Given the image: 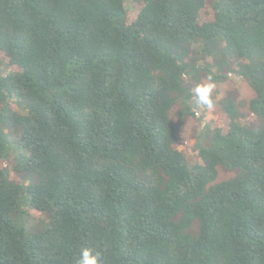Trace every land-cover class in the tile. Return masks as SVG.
Listing matches in <instances>:
<instances>
[{"label": "trees", "instance_id": "obj_1", "mask_svg": "<svg viewBox=\"0 0 264 264\" xmlns=\"http://www.w3.org/2000/svg\"><path fill=\"white\" fill-rule=\"evenodd\" d=\"M229 75L252 98L213 93L178 150L207 109L195 87ZM82 248L264 264V0H0V264H77Z\"/></svg>", "mask_w": 264, "mask_h": 264}, {"label": "rangeland", "instance_id": "obj_2", "mask_svg": "<svg viewBox=\"0 0 264 264\" xmlns=\"http://www.w3.org/2000/svg\"><path fill=\"white\" fill-rule=\"evenodd\" d=\"M209 82L207 79H203L202 83ZM226 91L231 92L235 95L236 101L239 104H246L253 96V91L249 88L246 82L235 78L232 75H229L228 80L223 83L215 84L214 92L218 93V97H221L222 94ZM178 110V108L173 109L172 115ZM241 113H247L246 106L240 107ZM212 119V113L209 109L203 110L201 107L196 109V115L194 117L187 116L185 119L182 131L180 134V140L177 144V149L183 152L189 151L191 145L195 142V136L199 132L204 130ZM207 125V126H206ZM234 173H239L238 170H235ZM234 173L227 170L221 169L220 171V180L230 178ZM15 177L22 184H27L32 181L30 176H24L23 174L16 173ZM20 221L23 222L24 226L32 231H39L45 227L44 224V215L36 211H31L28 206L24 208L23 215H16Z\"/></svg>", "mask_w": 264, "mask_h": 264}, {"label": "clouds", "instance_id": "obj_3", "mask_svg": "<svg viewBox=\"0 0 264 264\" xmlns=\"http://www.w3.org/2000/svg\"><path fill=\"white\" fill-rule=\"evenodd\" d=\"M214 89L215 84L211 81L198 84L194 89V94L198 102L209 110L213 109L215 106L212 99ZM100 259V253L93 252L90 248H82L77 264H99Z\"/></svg>", "mask_w": 264, "mask_h": 264}]
</instances>
